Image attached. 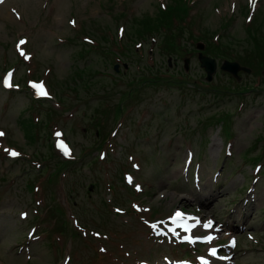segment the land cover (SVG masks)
Wrapping results in <instances>:
<instances>
[{"label": "rangeland", "instance_id": "1", "mask_svg": "<svg viewBox=\"0 0 264 264\" xmlns=\"http://www.w3.org/2000/svg\"><path fill=\"white\" fill-rule=\"evenodd\" d=\"M258 47L264 0H3L0 264H264Z\"/></svg>", "mask_w": 264, "mask_h": 264}, {"label": "water", "instance_id": "2", "mask_svg": "<svg viewBox=\"0 0 264 264\" xmlns=\"http://www.w3.org/2000/svg\"><path fill=\"white\" fill-rule=\"evenodd\" d=\"M196 48L199 50L198 52V60L200 63V66L204 69V71L206 72V76L205 79L207 81H210L213 73L216 70V60L212 57H209L207 55H204L202 53V49H203V43L198 42L196 44ZM187 62L188 59H185V68H187ZM220 69L229 72L231 75H233L236 79H239V75H238V71L242 70L244 72H249V68L245 67V66H241L238 62L236 61H228V60H224L221 65H220ZM91 188V186L89 187Z\"/></svg>", "mask_w": 264, "mask_h": 264}, {"label": "snow or ice", "instance_id": "3", "mask_svg": "<svg viewBox=\"0 0 264 264\" xmlns=\"http://www.w3.org/2000/svg\"><path fill=\"white\" fill-rule=\"evenodd\" d=\"M3 2V0H0V3H2ZM123 31V30H122ZM25 43V41H20V44H24ZM23 54V53H22ZM8 76H9V78L12 76V73H9L8 74ZM5 86L6 87H11L12 85H11V83H10V81L8 80V79H6L5 80ZM44 95H47V93H43ZM0 135H3V133H0ZM57 135L59 136L60 134L59 133H57ZM5 151H9V154L10 155H13V156H17V155H19V153H16V152H14V151H10V150H8V149H5ZM65 154L67 155L68 154V149L66 148V146H65ZM117 211H119V210H117ZM98 235V234H97Z\"/></svg>", "mask_w": 264, "mask_h": 264}, {"label": "bare ground", "instance_id": "4", "mask_svg": "<svg viewBox=\"0 0 264 264\" xmlns=\"http://www.w3.org/2000/svg\"><path fill=\"white\" fill-rule=\"evenodd\" d=\"M203 213V212H202ZM190 223V225L188 226L190 229H193L194 227H198V225L195 223V222H191V221H189ZM209 222H206V224H208ZM206 224H205V226H202L204 229L206 228ZM211 238H213L214 236L213 235H209ZM213 262H216L213 258H212V256H210V257H207V258H205L204 259V263L205 264H211V263H213ZM222 264L223 263H226V261L225 260H222V262H221Z\"/></svg>", "mask_w": 264, "mask_h": 264}, {"label": "trees", "instance_id": "5", "mask_svg": "<svg viewBox=\"0 0 264 264\" xmlns=\"http://www.w3.org/2000/svg\"><path fill=\"white\" fill-rule=\"evenodd\" d=\"M160 17H161V16H160ZM167 17H169V16H167ZM167 17H166V18H167ZM159 19H160V18H159ZM258 49H259V58H261V59L264 58V52H261L263 49H261V48H259V47H258Z\"/></svg>", "mask_w": 264, "mask_h": 264}]
</instances>
